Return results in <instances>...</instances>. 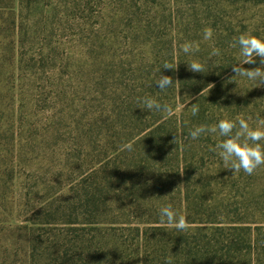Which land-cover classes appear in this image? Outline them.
Instances as JSON below:
<instances>
[{
  "label": "trees",
  "instance_id": "1",
  "mask_svg": "<svg viewBox=\"0 0 264 264\" xmlns=\"http://www.w3.org/2000/svg\"><path fill=\"white\" fill-rule=\"evenodd\" d=\"M259 9L264 0H0V222L24 264H264V166L233 174L213 151L226 137H190L222 119L260 127L264 84L237 81L246 64L232 47L264 40ZM161 75L173 85L161 90ZM169 205L186 231L161 223Z\"/></svg>",
  "mask_w": 264,
  "mask_h": 264
},
{
  "label": "clouds",
  "instance_id": "2",
  "mask_svg": "<svg viewBox=\"0 0 264 264\" xmlns=\"http://www.w3.org/2000/svg\"><path fill=\"white\" fill-rule=\"evenodd\" d=\"M213 34L211 28L204 30V38L210 39ZM239 47V55L243 58V64H256L259 60V66L254 68H244L237 66L233 68V72L241 77H247L251 81H258L264 84V40L255 36L240 35L236 38L232 47ZM182 50L188 53L192 50V45L185 43ZM218 55L219 50L216 49L212 53ZM165 70H172L173 66L166 63ZM189 69L193 72L204 71V66L199 62H192ZM173 85V78L171 76L161 75L157 80V86L161 90H165ZM144 106L148 110L163 111L168 116L173 115V110L168 105H161L154 98H144ZM198 109L193 106L192 112L195 115ZM260 127L253 129L249 122L243 118H238L237 121L222 119L216 125L212 126H198L190 132V137L195 140L201 134L207 132L217 133L221 137H226L215 145L213 151L223 161L226 169L235 173L243 171L245 174L252 175L256 170L264 166V146L259 142L264 140V119L258 121ZM238 124V127H237ZM235 130V131H234ZM234 133V134H233ZM175 139V138H174ZM251 141V143H249ZM132 144L125 145V148L131 149ZM151 183V181H149ZM161 223L174 227L178 231H186L190 225L183 215H177L172 209L171 205L163 207L160 210ZM166 264H171L170 260Z\"/></svg>",
  "mask_w": 264,
  "mask_h": 264
},
{
  "label": "rangeland",
  "instance_id": "3",
  "mask_svg": "<svg viewBox=\"0 0 264 264\" xmlns=\"http://www.w3.org/2000/svg\"><path fill=\"white\" fill-rule=\"evenodd\" d=\"M263 17H264L263 10L259 9L258 11H256V17H255L256 22L258 20L259 21L262 20ZM257 66H259L258 59L256 64H246L244 68H254ZM237 81L241 84L245 82H249L251 85V89H253L254 86L257 85V83H259L258 81H251L247 77H241L239 75L237 76ZM254 116H256V114H254L252 118H254ZM7 225L8 223L3 225L0 222V227H1L0 228V264H24L22 240L14 236L12 234V226H9L10 229H8Z\"/></svg>",
  "mask_w": 264,
  "mask_h": 264
}]
</instances>
